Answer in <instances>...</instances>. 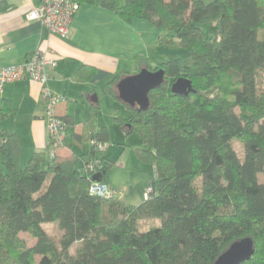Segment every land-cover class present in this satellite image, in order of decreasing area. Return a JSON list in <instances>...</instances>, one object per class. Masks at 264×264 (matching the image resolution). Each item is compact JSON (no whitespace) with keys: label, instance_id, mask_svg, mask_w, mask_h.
<instances>
[{"label":"trees","instance_id":"1","mask_svg":"<svg viewBox=\"0 0 264 264\" xmlns=\"http://www.w3.org/2000/svg\"><path fill=\"white\" fill-rule=\"evenodd\" d=\"M76 1L146 19L159 29L158 45L188 50L186 62L138 60L135 72H164L145 110L119 99L121 72L105 86L127 108L126 116L115 108L124 134H139L138 160L154 166L152 191L136 204L89 192L96 173L110 183L113 163L89 144L110 138L107 126L95 127L99 103L79 132L68 131L72 116H59L64 148L87 144L84 152L34 151L24 166L19 137L0 125V264H212L244 236L254 251L239 264H264V117L256 115L264 108V0ZM94 74L93 65L75 71ZM179 77L193 91L172 93ZM12 112L2 98L0 122ZM93 158L99 163L89 166Z\"/></svg>","mask_w":264,"mask_h":264},{"label":"crops","instance_id":"2","mask_svg":"<svg viewBox=\"0 0 264 264\" xmlns=\"http://www.w3.org/2000/svg\"><path fill=\"white\" fill-rule=\"evenodd\" d=\"M39 2L0 0V67L22 64L36 50L53 57L56 64L47 70L45 86L62 97L56 107L57 114L73 117L69 132H79L90 105L99 103L101 86L106 92L105 86L115 74L121 72L122 78L136 73L140 58H147L154 66L177 53L157 44L159 29L146 19H123L116 12L95 4L80 3L67 35L50 32L39 21L26 19ZM83 64L95 67V74L88 80L75 75ZM4 97L11 100L13 112L0 125L19 137L23 161L34 151L48 152L41 84L28 77L7 82L0 91V104ZM74 102H86L87 106H81L78 113L83 118L78 121ZM86 148L87 144H75L61 147L60 152L81 153ZM105 156L109 158L106 153Z\"/></svg>","mask_w":264,"mask_h":264},{"label":"built area","instance_id":"3","mask_svg":"<svg viewBox=\"0 0 264 264\" xmlns=\"http://www.w3.org/2000/svg\"><path fill=\"white\" fill-rule=\"evenodd\" d=\"M80 3L76 0H40L26 15L27 20L39 21L47 30L61 35H67L73 16L77 13ZM55 59L43 50H36L29 54L22 64L0 67V91L7 82L28 77L41 84V95L44 99L43 113L46 119L48 135V155L52 157L57 148L63 146L66 135V124L56 112L57 104L62 100L58 94L52 93L46 86L47 70L54 67ZM89 144L96 149H106V144L94 139ZM99 163L98 158H93L89 166ZM152 191L149 186L145 192ZM91 194L99 196H113L122 193L110 183L104 181H93L89 186Z\"/></svg>","mask_w":264,"mask_h":264},{"label":"rangeland","instance_id":"4","mask_svg":"<svg viewBox=\"0 0 264 264\" xmlns=\"http://www.w3.org/2000/svg\"><path fill=\"white\" fill-rule=\"evenodd\" d=\"M204 1L208 2L210 0ZM166 49H173V51L177 52L174 56H178L185 62L189 60L188 50L179 45L173 44L167 46ZM99 94L100 109L96 117L95 127L106 125L109 130L110 138L106 144V154L113 162L108 173L109 180L114 188L122 191V193L118 194L119 197L136 204L144 198L143 195L147 188L155 180L154 166L153 164L142 163L137 158L136 149L141 146L138 132L134 130L125 135L115 120V108H118L116 112L120 116H126L127 108L113 97L107 95L102 86ZM74 104L77 107L75 118L78 121L83 118L78 113L81 111V106H87L86 102L84 104L82 102H74ZM256 115L264 117V108ZM28 157L26 158L28 159ZM27 159L23 161L22 156L20 157L21 166L26 164ZM152 224H159V219H154ZM149 226L150 223L146 222L142 228L146 229ZM20 236L29 245L34 242V239L26 232H20Z\"/></svg>","mask_w":264,"mask_h":264},{"label":"water","instance_id":"5","mask_svg":"<svg viewBox=\"0 0 264 264\" xmlns=\"http://www.w3.org/2000/svg\"><path fill=\"white\" fill-rule=\"evenodd\" d=\"M164 80L162 69L150 70L142 68L138 72L126 75L118 80L116 88L118 97L123 102L135 106L139 110H145L148 106V92L158 87ZM172 93L188 94L193 91L189 79L179 77L170 83ZM100 180V173L93 176ZM253 240L250 236H244L232 241L212 262V264H239L247 261L253 254Z\"/></svg>","mask_w":264,"mask_h":264}]
</instances>
